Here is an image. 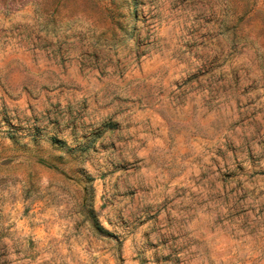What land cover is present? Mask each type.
I'll list each match as a JSON object with an SVG mask.
<instances>
[{
	"label": "rangeland",
	"instance_id": "rangeland-1",
	"mask_svg": "<svg viewBox=\"0 0 264 264\" xmlns=\"http://www.w3.org/2000/svg\"><path fill=\"white\" fill-rule=\"evenodd\" d=\"M234 71L264 74V0H0V85L96 141L119 134L135 164L85 178L58 149L0 141V264H264V170L239 154L209 167L161 136L165 115L218 108L231 88L234 142L264 154V93ZM130 185L151 209L134 225Z\"/></svg>",
	"mask_w": 264,
	"mask_h": 264
},
{
	"label": "clouds",
	"instance_id": "clouds-1",
	"mask_svg": "<svg viewBox=\"0 0 264 264\" xmlns=\"http://www.w3.org/2000/svg\"><path fill=\"white\" fill-rule=\"evenodd\" d=\"M189 60L191 66L181 64L180 69H185L188 72L196 71L197 62L191 61L190 58ZM176 71L179 72V69ZM180 74L183 75V73ZM232 76L242 86L241 91L244 86H258V91L264 93V74L245 75L234 71ZM170 78L176 79L174 76ZM224 83L227 86L232 81L226 79ZM24 88L27 92L28 85H24ZM232 91L229 88V93ZM229 93H225L221 97L226 103L218 108L210 102L195 108L190 105L187 119L178 118L172 122L171 118L165 115V120L169 123L161 136L165 142L172 138H175L178 144L183 142L189 160L199 156L203 164H207L209 167L211 163H215L222 157L230 161L233 154H239L240 160L246 165L250 162L264 170V154L253 155L247 141L234 142L233 132L228 128V124L236 119L235 115L228 111V105L231 104L233 98ZM256 94V92H249L247 97H241V99L252 98ZM22 95L12 80H6L0 85V141L6 142V137H12L16 142V148L23 149L35 145L36 148L50 146L52 149H58L66 157V162L70 167L77 169L85 178L92 174L110 172L118 168H135L134 162H130L126 158V153L121 154L124 145L117 143L121 138L119 134L107 133L99 141H96L94 133L99 129L89 130L87 126L78 125L71 120L65 122L64 116L58 111L41 113V110L37 109L35 112H29L23 98L13 99V97H22ZM200 96L205 97L207 101L211 100L204 92H201ZM94 141L96 142L94 150L87 151L88 146L93 145ZM245 153H247L246 156ZM56 158L59 159V157ZM143 190L140 185H130L127 189L129 193L137 194V199H134L132 203L125 201L130 209L136 210V215L129 217L128 225L137 224L141 216L146 217L151 214V209L144 207L147 201L139 199ZM218 214L226 219L233 214V208L231 205L225 204L219 207ZM248 223L246 218L243 223H240V227H244ZM148 227L149 225L145 224L134 234L128 235L129 244L138 241L140 233L146 231ZM126 231L130 230L126 228ZM186 255V252H181V259L183 260ZM174 264H178V262H174Z\"/></svg>",
	"mask_w": 264,
	"mask_h": 264
}]
</instances>
